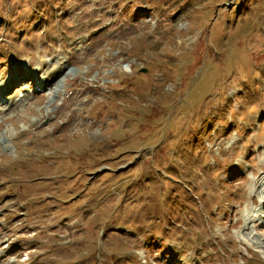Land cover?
I'll return each mask as SVG.
<instances>
[{
    "label": "rangeland",
    "instance_id": "obj_1",
    "mask_svg": "<svg viewBox=\"0 0 264 264\" xmlns=\"http://www.w3.org/2000/svg\"><path fill=\"white\" fill-rule=\"evenodd\" d=\"M1 85L0 264H264V0H0Z\"/></svg>",
    "mask_w": 264,
    "mask_h": 264
},
{
    "label": "bare ground",
    "instance_id": "obj_2",
    "mask_svg": "<svg viewBox=\"0 0 264 264\" xmlns=\"http://www.w3.org/2000/svg\"><path fill=\"white\" fill-rule=\"evenodd\" d=\"M21 80H22V79H21ZM46 80H47V78H44V80H43V84H46V83H45ZM8 81H9V80H8ZM9 83H10V82H9ZM19 83L22 84L23 82L20 81ZM18 87H19V86H18ZM19 88H20V87H19ZM3 89L6 90V86L1 85V86H0V96H1V93L4 92ZM9 94H10V93H9ZM14 94H15V93H14ZM16 94H17V93H16ZM6 95H7V94H6ZM5 97H6V96H5ZM6 101H7V100H6ZM1 103H2V102H1ZM6 103H7V102H6ZM12 103H13V101H12ZM14 104H15V103H14ZM14 104H13V106H15ZM0 106H1V105H0ZM2 106H3V105H2ZM3 110H4V109H2V108L0 109V111H3ZM13 111H14V110H13ZM4 112H5V111H4ZM3 114H4V113H3ZM6 114H8V113L6 112ZM8 117H10V116H8ZM8 117H7V118H8ZM7 118H6V119H7ZM257 226H259V225H257ZM257 226H256V227H257Z\"/></svg>",
    "mask_w": 264,
    "mask_h": 264
}]
</instances>
